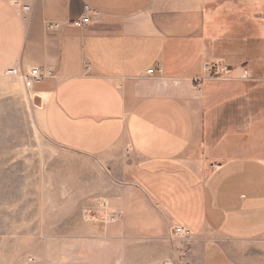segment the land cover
Listing matches in <instances>:
<instances>
[{
	"label": "crops",
	"instance_id": "0c3cea01",
	"mask_svg": "<svg viewBox=\"0 0 264 264\" xmlns=\"http://www.w3.org/2000/svg\"><path fill=\"white\" fill-rule=\"evenodd\" d=\"M227 1L0 0V76L13 66L47 75L30 89L46 131L106 166L122 214L111 229L138 236L157 261L264 264V221L242 216L264 207L251 176L264 164L211 157L208 118L225 99L210 69L211 20ZM86 7L91 23L75 27ZM225 67L232 81L249 76Z\"/></svg>",
	"mask_w": 264,
	"mask_h": 264
},
{
	"label": "rangeland",
	"instance_id": "374dc122",
	"mask_svg": "<svg viewBox=\"0 0 264 264\" xmlns=\"http://www.w3.org/2000/svg\"><path fill=\"white\" fill-rule=\"evenodd\" d=\"M217 7L210 69L220 84L215 91L225 99L208 118L215 125L211 157L264 164V0H228ZM219 66L247 67L249 76L238 83ZM37 103L22 80L0 76V264H182V255L170 259L169 253V260H154V248L148 251L138 236L123 239L111 226L90 221L99 200L112 207V176L96 158L57 145ZM253 172L264 191V170ZM263 209L242 216L264 221ZM140 217L149 214L134 213L130 220Z\"/></svg>",
	"mask_w": 264,
	"mask_h": 264
},
{
	"label": "built area",
	"instance_id": "2783aa9c",
	"mask_svg": "<svg viewBox=\"0 0 264 264\" xmlns=\"http://www.w3.org/2000/svg\"><path fill=\"white\" fill-rule=\"evenodd\" d=\"M28 7H25L24 10H28ZM91 16H92V10L89 7L85 8L84 15L74 21L72 24L75 27H83L87 26L91 23ZM49 29L51 30H57L60 28V25L58 23H50ZM159 73H162L161 69L158 70ZM150 74H154L155 71L151 70L149 71ZM6 74L8 76L17 77L28 88L29 90L33 88V85L36 82L44 81L47 78V75L42 73L38 68H32L30 71L21 72L17 66L11 67L9 70H7ZM90 221L97 225H106L111 226L116 223H118L122 219V214L118 211L112 210L109 202L107 200L101 199L99 200L96 210L93 214L90 215ZM173 236L176 237H183V238H190L191 234L190 232L180 226H175L172 229Z\"/></svg>",
	"mask_w": 264,
	"mask_h": 264
}]
</instances>
